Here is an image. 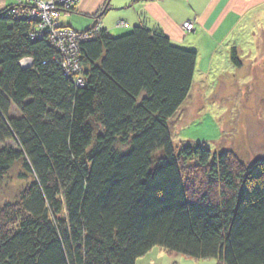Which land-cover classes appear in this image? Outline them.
Instances as JSON below:
<instances>
[{"label": "trees", "instance_id": "16d2710c", "mask_svg": "<svg viewBox=\"0 0 264 264\" xmlns=\"http://www.w3.org/2000/svg\"><path fill=\"white\" fill-rule=\"evenodd\" d=\"M10 2L0 12V185L16 167L26 185L0 204V264H137L157 246L264 264V156L243 164L171 135L197 52L145 22L120 36L101 25L77 40L74 72L30 19L41 0ZM19 5L28 15L9 9ZM228 56L242 64L236 46ZM197 171L202 188L190 181Z\"/></svg>", "mask_w": 264, "mask_h": 264}, {"label": "rangeland", "instance_id": "374dc122", "mask_svg": "<svg viewBox=\"0 0 264 264\" xmlns=\"http://www.w3.org/2000/svg\"><path fill=\"white\" fill-rule=\"evenodd\" d=\"M59 1L41 0L42 4L38 3L55 19L59 13L60 19L54 26L57 27L56 30L62 28L61 24L65 22L75 30L84 31V27L93 21L68 8L73 2L78 6L81 0H71L72 2H67L66 7L61 6L62 2ZM124 2L125 0L110 1L111 19L124 11H130L131 8L122 5ZM10 4V0H0V12ZM108 5L109 1L104 8L106 9ZM104 8L95 15L96 18L102 14ZM52 11L57 14H53ZM70 11L74 13L71 14ZM47 12L44 11L43 14L46 15ZM118 19L119 17L115 20L118 22ZM193 23L192 30H187L183 24L186 35L195 29V20ZM244 23L234 33L235 37L230 36L227 43L225 42L226 45L230 44L229 41L233 39L232 43H236L242 64L236 67L229 56L227 60L218 52L213 66L208 61L197 67L193 88L185 104L172 118L170 131L178 147L201 144L213 152L228 151L232 161L250 164L256 158L264 156V21L255 19ZM100 26L96 24L93 28L98 29ZM204 58L203 56L202 59ZM27 63L30 61L27 60ZM193 177L198 188L205 186L202 171L194 173L190 181ZM25 185V181L17 178L16 167L15 171L1 182L0 204L15 200ZM216 263L215 259H195L159 246L137 260V264Z\"/></svg>", "mask_w": 264, "mask_h": 264}, {"label": "crops", "instance_id": "0c3cea01", "mask_svg": "<svg viewBox=\"0 0 264 264\" xmlns=\"http://www.w3.org/2000/svg\"><path fill=\"white\" fill-rule=\"evenodd\" d=\"M108 1L81 0L75 12L93 20L85 30L100 24L113 36H120L145 22L149 28L159 27L174 44L196 51L197 67L208 61L213 66L218 52L228 60L227 51L236 43L231 39L226 45L227 40L235 37L240 25L255 19L264 21V0H125L122 5L131 8L130 11L113 19L109 14L111 0ZM189 20H195V29L186 35L183 24Z\"/></svg>", "mask_w": 264, "mask_h": 264}, {"label": "built area", "instance_id": "2783aa9c", "mask_svg": "<svg viewBox=\"0 0 264 264\" xmlns=\"http://www.w3.org/2000/svg\"><path fill=\"white\" fill-rule=\"evenodd\" d=\"M22 2V0H20ZM30 1V0H28ZM75 1V0H73ZM59 2H62V4H60L61 6L66 7L67 2H72L71 0H60ZM66 2V3H65ZM41 3V2H38ZM38 3L36 4V7L33 8L32 10H30V19H38L42 20L41 25H40V32L43 35L44 32L50 34V38L52 39V41H54L55 43L58 44L59 48L61 49V51L64 53V55H67L68 57V62L69 65H71L72 67H74V72L78 70V63L75 59L76 55L74 54L73 51H75L76 49V44H77V40H88L90 39L92 36V32L93 31H98V29H94L91 30L89 32H83V33H76L74 30H72L69 27L63 26V24H61L63 27L59 28L58 30L57 27H54L56 25V22L59 19V13L57 14L56 12L52 11L53 14H57L58 17L55 19L53 15H51L50 13L47 12V10H45L44 8H42L40 5H38ZM42 4V3H41ZM75 4V2L70 3L71 7L72 5ZM21 8H16L13 7L11 10L17 15V16H21L23 17L24 14L28 15V11L29 10H25L24 6L19 5ZM68 7V6H67ZM70 9V7H68ZM18 9V12H16ZM28 9V8H27ZM51 10V9H49ZM46 11L47 14L44 15L43 12ZM56 15V16H57ZM20 16V17H21ZM125 23H120V25H124ZM59 24V27L61 26ZM193 20H189L186 21L184 23V26L187 30H192L193 29ZM61 29V30H60ZM66 29V30H65ZM71 31V33H70ZM68 42V43H66ZM69 44V45H68ZM70 46V50H68V47ZM70 51H72L70 53ZM66 57V56H65Z\"/></svg>", "mask_w": 264, "mask_h": 264}]
</instances>
